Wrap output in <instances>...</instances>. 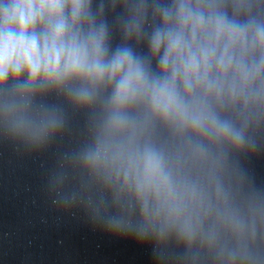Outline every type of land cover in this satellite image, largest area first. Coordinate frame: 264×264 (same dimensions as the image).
Instances as JSON below:
<instances>
[{
    "label": "clouds",
    "instance_id": "obj_1",
    "mask_svg": "<svg viewBox=\"0 0 264 264\" xmlns=\"http://www.w3.org/2000/svg\"><path fill=\"white\" fill-rule=\"evenodd\" d=\"M65 105L86 123L53 203L82 198L155 264H264V187L232 163L264 129V0H0V133L46 151Z\"/></svg>",
    "mask_w": 264,
    "mask_h": 264
},
{
    "label": "water",
    "instance_id": "obj_2",
    "mask_svg": "<svg viewBox=\"0 0 264 264\" xmlns=\"http://www.w3.org/2000/svg\"><path fill=\"white\" fill-rule=\"evenodd\" d=\"M119 42L114 35L113 46ZM65 107L68 131L46 151L29 152L0 133V264H155L151 240L106 230L105 221L94 220L82 198L70 206L53 203L59 197L47 188L48 175L60 154L82 138L86 123L85 114ZM232 163L246 174V188L264 187V129L256 150L233 152ZM74 191L79 187L62 190ZM168 250L176 256L184 251L174 240Z\"/></svg>",
    "mask_w": 264,
    "mask_h": 264
}]
</instances>
